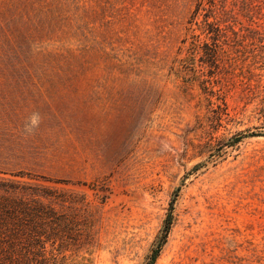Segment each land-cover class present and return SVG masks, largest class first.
I'll return each mask as SVG.
<instances>
[{
	"label": "rangeland",
	"instance_id": "obj_1",
	"mask_svg": "<svg viewBox=\"0 0 264 264\" xmlns=\"http://www.w3.org/2000/svg\"><path fill=\"white\" fill-rule=\"evenodd\" d=\"M262 57L264 0H0V220L53 211L56 264H147L174 198L153 264H264V137L229 145Z\"/></svg>",
	"mask_w": 264,
	"mask_h": 264
},
{
	"label": "trees",
	"instance_id": "obj_2",
	"mask_svg": "<svg viewBox=\"0 0 264 264\" xmlns=\"http://www.w3.org/2000/svg\"><path fill=\"white\" fill-rule=\"evenodd\" d=\"M193 23L196 27L191 28V45H196L200 34H212L215 32L212 29V25L206 21L204 24H198L194 20ZM196 30H199V33H196ZM217 30L219 32V29ZM214 53H217V51H214ZM209 54V52H206V55ZM213 56L215 57V55ZM262 58L261 61H252V68L250 69H258L260 71V73L253 74L254 76H258L257 78L260 80L261 77L264 80V57ZM255 87L258 88L257 92L261 100L260 106L255 108L257 120L259 121L257 131L251 132L248 135L239 133L230 138L231 143L229 145H235L246 136L264 137V82L260 84L256 79ZM196 168L198 166H194V169ZM177 191L178 189L175 191L174 196L177 195ZM173 202L174 198L169 202L168 212L160 233L151 249L147 264L154 263L165 242L172 220ZM19 205L22 207H10L13 211H18L19 214H12L11 218L0 220V264H56L54 254L52 251L48 252L46 247V243L53 244L56 239L60 238L56 235L57 218L55 214L53 211L31 204L22 205L21 203ZM51 246V249H53V245Z\"/></svg>",
	"mask_w": 264,
	"mask_h": 264
}]
</instances>
